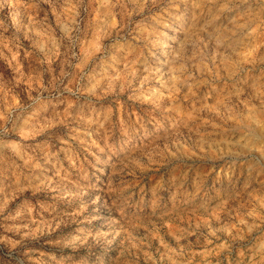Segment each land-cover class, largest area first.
Listing matches in <instances>:
<instances>
[{"label": "clouds", "instance_id": "1", "mask_svg": "<svg viewBox=\"0 0 264 264\" xmlns=\"http://www.w3.org/2000/svg\"><path fill=\"white\" fill-rule=\"evenodd\" d=\"M183 2L185 8L177 10L169 33L179 40L184 36L182 28L199 30L206 51L186 57L175 40V49L162 60L150 53L155 83L127 86L126 76L135 75L140 68L148 71V57L139 56L137 65L129 61L118 73L104 64L94 73L80 63L70 64L76 75L69 79L71 74L62 71V78L51 90L41 84L48 96L39 108L34 102L10 101L5 93L0 103V194L5 200L0 204V219L22 224L34 217L42 201L54 200L49 206L50 220L40 221L46 228H29L20 241L0 235V245L7 248L0 247V257L8 264H24L19 247L22 241L42 244L56 235L60 236L61 252L74 256L91 253L88 259L92 264H98L97 252L104 264H112L113 257L128 259L136 255L133 249L143 251L145 247H154L161 261L167 258L171 264H210L218 250L226 257L235 256L236 264H264V139L251 134L253 127L264 130V90L254 86L264 79V58L248 55L249 50L255 52L264 44V0ZM46 3L51 5L59 36L48 10L39 20L30 18V24L43 29L35 31L41 41L34 43L43 53L42 63L56 59L61 40H67L72 56L78 59L75 46L84 31L83 0H64L61 11H57L58 0ZM96 3L97 15L87 26L106 29L117 15L131 17L137 9L143 11L148 0ZM173 6L174 0H168V7ZM84 12L87 14L86 7ZM221 17L226 23L218 28L215 22ZM151 20L162 22L159 16ZM155 31L154 24L141 19L119 37L122 44L117 51L132 49L141 41L147 49L153 45L150 36ZM25 39H31L27 33ZM10 43L18 46V38L0 33V46L9 48ZM102 51L99 59H107V49ZM229 60L241 75L235 79V73L228 74L232 83L226 93L228 103L213 108L207 103L208 93L202 97L198 93L211 91ZM84 80L87 83L82 85ZM5 87L0 86V92ZM192 98H202L203 108L226 124L234 118L245 121L243 136L216 141L207 138L206 128L179 119H137L127 110L129 103L148 105L163 118L175 112L181 100ZM45 109L55 110L51 116L41 115ZM54 126L67 129L68 140L62 143L77 145L85 162L89 155L96 159L94 171L77 172L75 186L41 164L51 158L42 146L48 139L44 133ZM70 166L79 168V155H73ZM208 167L215 175L206 171ZM187 217L197 220L171 228ZM212 221L219 227H213ZM165 225L170 230L161 234ZM202 227L207 229L206 235ZM219 234L226 239L213 246V241H220ZM193 238L197 244L203 239L204 244L199 252L189 254ZM146 256L156 264L150 254Z\"/></svg>", "mask_w": 264, "mask_h": 264}, {"label": "rangeland", "instance_id": "2", "mask_svg": "<svg viewBox=\"0 0 264 264\" xmlns=\"http://www.w3.org/2000/svg\"><path fill=\"white\" fill-rule=\"evenodd\" d=\"M62 6H64V0H58L57 11H61ZM85 7L87 8V14L84 12ZM130 7L132 6L130 5ZM50 8L51 5L46 3V0H0V33L9 39L17 37L19 41L16 47H13L11 43L9 44L11 51H9V48L0 46V86L6 85L4 92H0V103L3 102L5 93H7L10 101L15 98L20 103L28 101L31 104L34 102L36 107L39 108L44 103V98L48 96V92L41 90V84L51 90L52 86L62 78V71L69 72L71 74L69 76L70 79L71 76L76 75L69 67L70 64L74 63H80L86 71L92 69L93 73L100 71L101 64H104L110 66L113 73H118L125 69V65L129 61L133 65H137L139 56L148 57L147 64L145 65L148 67V71L145 72L143 68H140L135 75L126 76L127 86L137 87L141 81H144L146 85L149 81L155 83V78L152 76V65L154 61L150 53H154L156 57L162 60L164 56H167L175 49V45L173 44L175 40L180 44V48L186 57H197L199 51L205 49L206 42L203 41L201 31L199 30L182 28L181 31L184 32V36L179 40L169 33V27L173 25V20L178 15L177 10L183 11L185 8L183 0H174L173 7H168V0H156L155 4L152 3V0H148V3L144 5L143 11L137 9L131 17L117 15L110 21L109 27L106 29H97L95 25L92 27L87 26V22L94 19L97 15L99 5L96 3V0H83V6L80 8V12L81 16L84 17V23L81 25L84 31L79 34L78 43L75 46L78 59L72 56L73 48L67 40H61L57 48L56 59L54 61L50 59L42 63L44 60L43 53L34 47V43L41 41V38L35 35V31L43 29L39 24H30V18L35 17L39 20L43 17L44 10H48L49 17L52 18ZM152 16H159L162 22L155 24L151 20ZM141 19L146 24H154L156 28L155 33L150 36L154 46L149 45L146 49L144 43L141 41L137 42L132 49H127L122 53L118 52L117 49L122 44L119 37L124 36L129 27L135 28ZM14 20L16 21L15 26L13 25ZM224 23L226 21L223 17H221L220 21L215 22L218 28H223ZM51 26L56 29L57 35L59 36V28L54 18H52ZM25 33L31 39H25ZM103 49H107V59L101 60L99 57L103 55ZM248 55L256 58H264V44H261L255 52L249 50ZM229 73H235V79H238L241 75L235 72V62L232 60H229L226 66H222L220 79L218 83L211 85V91L209 92L208 89H203L201 93H198V97H202V94L207 92V103L212 105L213 108L227 104L226 93L232 88V83L227 79ZM37 77H39V82L37 81ZM145 77H147V80L144 79ZM81 83L82 85L86 84L87 80ZM254 86L264 90V79L259 80ZM29 96L32 97L31 100H29ZM37 97H40V99H37ZM204 102L202 98L183 99L180 101L179 108L175 112L163 118L148 105L129 103L127 110L133 113L137 119L151 118L159 122H163L164 119L169 121L179 119L184 124L206 128L207 138L216 141L231 140L232 138L243 136L245 121L234 118L233 121L228 122V124L232 125L229 127L228 124L222 121L220 116L204 109ZM194 109L201 110L195 111ZM53 110L55 109H45V112H42L41 115L51 116ZM66 133L67 129L62 127L54 126L47 129L44 136L48 139L42 147L47 153L51 154V158L47 163L41 161V164L45 167L52 168L58 177H66L65 183L70 186H75L78 182L77 172L84 169H87L89 172L94 171L96 159L94 156L89 155L85 162V157L81 154L77 145L74 143H62V141L68 140ZM203 134L201 133V135ZM251 134L264 139V130L253 127ZM41 139L43 137H37V140ZM216 154L218 155V153ZM73 155L80 156L79 168L70 166ZM206 171L211 175H215L211 173L210 167ZM134 182L139 183L138 180H134ZM65 195L69 196L70 193H65ZM4 202L3 194H0V204ZM52 204H54V200L51 198L48 201H42L37 207L34 217L25 220L22 224L19 221L9 222L8 220L0 219V235L7 236L12 241H20L21 237L29 228L33 230L37 227L46 228L47 225L41 224L40 221L50 220L51 212L49 211V206ZM103 214L106 215V213ZM6 215L7 211L5 212ZM224 215L222 213V218ZM196 220V217H187L183 223L179 221L173 223L171 228L174 229L177 226L183 227L189 223L194 224ZM212 226L218 228L219 224L216 221H212ZM12 228H17L19 231L13 232L11 231ZM169 230L170 227L165 225L161 230V234H166ZM201 231L205 235L207 234L206 228L202 227ZM219 235L221 237L220 241H213V246L222 243L226 239L223 234ZM203 244V239L197 244L195 238H193L189 254L191 252H199ZM0 247L4 246L0 245ZM19 247L24 264H92V261L88 259L92 255L91 253L74 256L61 252L59 235L48 239L42 244L36 245H33L28 240H24ZM4 251H7L6 247H4ZM133 252L136 255L128 259H125L122 255L113 257L112 264H153L152 259H148L146 253L151 255L156 261V264H171V261L167 258L161 261L160 255L155 251L154 247H145L143 251L133 249ZM53 255L55 256V260L51 259ZM95 259L98 264H104L99 252L96 253ZM217 260L220 261V264H229V261H231V264H236V257H226L223 250H218L216 256L210 258V264H217ZM196 261H200L199 256L196 257ZM0 264H8V262L6 259L0 257Z\"/></svg>", "mask_w": 264, "mask_h": 264}]
</instances>
